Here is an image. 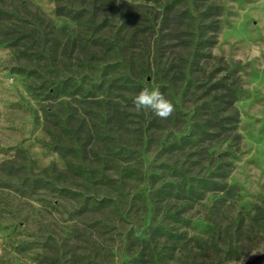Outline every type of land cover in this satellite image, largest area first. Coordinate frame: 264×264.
<instances>
[{
    "label": "trees",
    "instance_id": "obj_1",
    "mask_svg": "<svg viewBox=\"0 0 264 264\" xmlns=\"http://www.w3.org/2000/svg\"><path fill=\"white\" fill-rule=\"evenodd\" d=\"M11 1L13 10L0 6V45L13 51L20 73L39 80L44 128L66 163L37 175L38 196L53 199L46 210L64 203L104 216L153 210L150 237L136 239L140 260L150 264L163 242L184 240L181 225L194 218L165 203L174 190L176 198L190 193L186 207L205 197L196 184L223 193L206 217L212 228L222 226L232 208L222 207L224 181L243 148L242 85L211 53L216 2L55 0L59 24L28 0ZM145 86L159 87L175 105L171 117L136 112L133 98ZM144 195L151 203L138 206Z\"/></svg>",
    "mask_w": 264,
    "mask_h": 264
},
{
    "label": "rangeland",
    "instance_id": "obj_2",
    "mask_svg": "<svg viewBox=\"0 0 264 264\" xmlns=\"http://www.w3.org/2000/svg\"><path fill=\"white\" fill-rule=\"evenodd\" d=\"M28 1L31 10L38 7L61 24L55 0ZM213 1L219 16L211 53L236 72L242 85L237 108L243 148L224 181L222 207L232 208L222 226L212 228L206 217L223 193L213 196L196 184L205 197L186 207L190 193L176 198L174 190L165 203L171 201L194 218L181 225L184 240L161 244L165 248L155 264H247L264 255V0ZM4 3L0 6L14 9L11 0ZM18 69L13 51L0 45V264H148L147 256L140 260L139 245L150 237L153 210L104 216L79 211L77 203L46 210L53 199L38 196L37 175L47 168L64 170L66 163L44 128L39 80ZM136 202L150 204L151 199L144 195Z\"/></svg>",
    "mask_w": 264,
    "mask_h": 264
},
{
    "label": "clouds",
    "instance_id": "obj_3",
    "mask_svg": "<svg viewBox=\"0 0 264 264\" xmlns=\"http://www.w3.org/2000/svg\"><path fill=\"white\" fill-rule=\"evenodd\" d=\"M132 103L137 113L151 111L160 119H168L175 112V105L165 97L159 87H143Z\"/></svg>",
    "mask_w": 264,
    "mask_h": 264
},
{
    "label": "water",
    "instance_id": "obj_4",
    "mask_svg": "<svg viewBox=\"0 0 264 264\" xmlns=\"http://www.w3.org/2000/svg\"><path fill=\"white\" fill-rule=\"evenodd\" d=\"M264 263V255L256 258L255 260L248 262L247 264H262Z\"/></svg>",
    "mask_w": 264,
    "mask_h": 264
}]
</instances>
